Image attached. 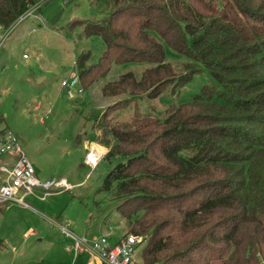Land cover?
<instances>
[{
	"label": "trees",
	"instance_id": "1",
	"mask_svg": "<svg viewBox=\"0 0 264 264\" xmlns=\"http://www.w3.org/2000/svg\"><path fill=\"white\" fill-rule=\"evenodd\" d=\"M45 1L0 0V27ZM105 3L102 20L70 24L105 45L98 61L76 55L85 89L114 63L156 64L103 86L126 103L175 94L203 69L214 80L163 118L136 111L98 126L105 188L122 200L128 232L145 240L137 264H264V0ZM162 44L191 60L187 73L171 78Z\"/></svg>",
	"mask_w": 264,
	"mask_h": 264
},
{
	"label": "rangeland",
	"instance_id": "2",
	"mask_svg": "<svg viewBox=\"0 0 264 264\" xmlns=\"http://www.w3.org/2000/svg\"><path fill=\"white\" fill-rule=\"evenodd\" d=\"M38 9L22 23L19 40L13 35L16 26L0 48V131L6 129L17 137L40 181L65 178L73 189L54 191L45 200L28 195L24 201L30 207L13 201L0 204V264H88L92 254L76 253L72 239L50 226L48 218L70 222L78 236L88 239L109 234L113 245L128 233L130 223L117 209L122 200L105 188L111 166L101 161L108 148L96 141L101 137L99 124L114 115L119 114L115 119L120 120L136 111L163 118L214 80L203 69L175 94L143 95L126 103L121 99L131 97L105 98L103 86L127 72L140 78L146 68L156 64L114 63L89 88L78 78L72 91L65 92L62 81L78 77L76 55L90 51L95 62L105 49L100 36H81V27L70 24L102 20L111 9L105 0H46ZM36 15L39 18L34 19ZM162 45L165 61L173 67L171 78H179L191 60ZM89 153L92 160L99 158L95 167L85 162ZM35 192L41 195L44 191L35 187ZM144 245L138 249L137 262Z\"/></svg>",
	"mask_w": 264,
	"mask_h": 264
},
{
	"label": "built area",
	"instance_id": "3",
	"mask_svg": "<svg viewBox=\"0 0 264 264\" xmlns=\"http://www.w3.org/2000/svg\"><path fill=\"white\" fill-rule=\"evenodd\" d=\"M41 3L28 8L22 13L16 21L8 28L0 27V48L5 42L10 32L18 26L26 18L33 16L38 11ZM25 57V56H24ZM78 77H74L71 81H62L61 85L68 89L70 93L72 88L77 85ZM14 156L12 165H0V204H6L10 201L22 204L24 207H30L24 198L32 195L39 199L45 200L54 191H67L72 190L73 185L70 184L65 178L52 179L47 181H40L36 176L35 167L29 160L28 156L23 152L17 137L11 131L0 133V157ZM99 158H97L98 160ZM97 160L85 157V162L92 167L97 165ZM35 187H40L44 191L39 195L35 192ZM55 189V190H54ZM23 191L21 196L18 194ZM50 226H55L62 230L64 234L69 236L73 241V248L76 253L89 252L92 254L94 264H137L136 255L139 247L144 243L143 235L135 233H127L116 243L111 244L109 234H104L101 237L88 239L85 236H78L71 228V223H59L53 219H49ZM31 234H35L34 231ZM77 255V254H76Z\"/></svg>",
	"mask_w": 264,
	"mask_h": 264
},
{
	"label": "crops",
	"instance_id": "4",
	"mask_svg": "<svg viewBox=\"0 0 264 264\" xmlns=\"http://www.w3.org/2000/svg\"><path fill=\"white\" fill-rule=\"evenodd\" d=\"M37 17H35L34 19H36V18H39V15H36ZM31 17V16H30ZM30 17H28V18H26L24 21H22L17 27H16V30H15V32H13V35H15V38L17 37L18 38V40H19V32H21V30L24 28L23 26L24 25H22V23L23 22H25L27 19H29ZM7 39V38H6ZM6 41V40H5ZM23 56H25L24 58H27L26 57V55H23ZM111 98V97H110ZM113 98H115V97H113ZM95 129V128H94ZM100 130V129H99ZM96 155V154H95ZM7 158H9V157H7V156H3V157H0V165L1 164H9V165H12L13 164V162H14V160H11L10 158V160H8ZM95 159H97V158H95ZM9 207V206H8ZM88 264H94V261L93 260H90L89 262H88Z\"/></svg>",
	"mask_w": 264,
	"mask_h": 264
},
{
	"label": "water",
	"instance_id": "5",
	"mask_svg": "<svg viewBox=\"0 0 264 264\" xmlns=\"http://www.w3.org/2000/svg\"><path fill=\"white\" fill-rule=\"evenodd\" d=\"M65 92H68V89L67 88H65V90H64Z\"/></svg>",
	"mask_w": 264,
	"mask_h": 264
}]
</instances>
